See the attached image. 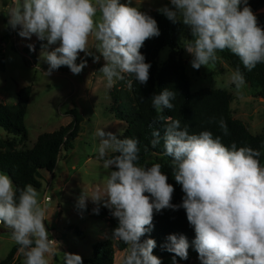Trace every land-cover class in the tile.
Instances as JSON below:
<instances>
[{
	"label": "clouds",
	"instance_id": "1",
	"mask_svg": "<svg viewBox=\"0 0 264 264\" xmlns=\"http://www.w3.org/2000/svg\"><path fill=\"white\" fill-rule=\"evenodd\" d=\"M135 0H10L7 4V27L44 45L43 59L49 65L47 76L61 66L79 74L87 61L77 59L88 49L89 37L96 40L93 55L103 57V74L107 88L131 75L140 84L149 79L151 64L141 53L146 40L159 37L156 19L136 6ZM157 9L172 23L187 26L191 39L184 49L192 56L191 66L215 64L217 53L224 50L237 56L243 68L251 71L264 64V28L258 25L247 0H170ZM99 13V16H98ZM48 51L49 45H56ZM34 50L33 45H29ZM230 82L238 93L246 84L238 66ZM131 86L132 81H128ZM175 91L164 88L151 97L157 113L174 107ZM220 127L227 134L226 125ZM98 154L105 158L104 168L115 170L107 175L104 194L82 192L78 206L83 209L90 198L117 218L113 238L128 248L121 264H162L153 255L156 241H141L153 227L154 210L183 208L195 232L192 242L201 264H264V166L260 151L250 146L225 145L211 131L190 133L187 125L169 118L163 129V147L175 164L174 179L185 193L182 203L173 204L174 187L161 171V164L140 166L138 141L118 138L117 134L98 129ZM152 147L161 142L160 130L153 131ZM145 193L149 195H145ZM47 209L31 184L17 187L7 173L0 172V225L11 230V238L24 250V264H49L54 247L45 221ZM98 214L99 209H94ZM164 245L176 257L188 259L189 241L183 234H170ZM64 264H83L79 254L64 253Z\"/></svg>",
	"mask_w": 264,
	"mask_h": 264
},
{
	"label": "rangeland",
	"instance_id": "2",
	"mask_svg": "<svg viewBox=\"0 0 264 264\" xmlns=\"http://www.w3.org/2000/svg\"><path fill=\"white\" fill-rule=\"evenodd\" d=\"M10 0H0V39L7 35V4ZM126 3V0H121ZM170 5V0H135L131 6L141 11L157 12L159 7ZM257 18H264V8L254 12ZM99 16V13H98ZM19 28L11 29L8 40L0 47V103L16 104L20 89L31 87V100L26 115L25 124L28 138L21 141L19 137L8 135L0 127V138L14 141L18 150H30L38 138L68 126L74 120L71 110H78L82 117L81 129L73 143V149H63L54 173L42 172V187L37 189L41 203L46 207V229L49 239L54 241L55 251L49 258V264H64V253L79 254L83 264L93 257V246L101 241L112 240L113 230L118 227V220L113 215L107 219L99 218L94 214H82L78 209V198L82 192L92 195L99 192L104 194L107 175L115 168L105 169L104 162L98 154L100 138L98 129L106 133L112 132L121 138L127 125L116 119L111 108L115 106V96L119 97V105L128 107V93L131 86L128 81L130 75L125 74L123 80L116 81L112 88L106 87L103 74L99 72L105 64L101 56L98 62L93 55H100L96 51L94 36L89 37L88 49L93 55L81 52L77 63L86 60L87 64L79 74H73L67 66H61L47 76L49 65L43 59L45 50L35 51V43L39 40L35 35L22 38L18 35ZM177 38L180 49L177 52L178 60L186 68L191 82L192 92L205 90H226L233 99L231 103L234 118L242 121L254 135L264 133V99L257 97L260 89L246 83L242 93H238L230 82L235 70L229 61L223 59L218 52L215 64L201 66L194 69L191 66L192 56L186 52L184 40L191 39L187 26L179 23ZM29 45L34 46L30 50ZM59 46L50 45L48 51ZM25 49L36 54L28 56ZM173 51L165 48L159 54L161 66L168 62ZM34 58V57H33ZM113 154L109 151L105 157ZM5 173V172H4ZM86 207L94 209H108L103 202H93L90 198ZM109 210V209H108ZM101 235V238L99 237ZM19 246L15 255L16 264H24V250L11 238V230L0 225V263L4 261L11 250ZM125 251L116 252L115 264H121ZM153 255L161 259L162 264H172L170 252L159 253L153 250ZM178 264H201L199 258L192 261L176 258Z\"/></svg>",
	"mask_w": 264,
	"mask_h": 264
},
{
	"label": "trees",
	"instance_id": "3",
	"mask_svg": "<svg viewBox=\"0 0 264 264\" xmlns=\"http://www.w3.org/2000/svg\"><path fill=\"white\" fill-rule=\"evenodd\" d=\"M248 6L253 13L264 8V0H247ZM150 14L158 23L160 36L145 41L140 49L146 57V62L151 64L149 79L146 84H140L130 75L131 94L128 93V107L119 105V97L115 96V101L111 108L117 120L127 125L122 138H134L138 141L140 166L150 167L155 163L161 164V171L168 176V183L174 187L172 203L179 205L185 193L182 186L177 184L174 179L175 164L172 158L167 156L163 147V129L169 118L179 120L181 126L187 125L190 133H199L204 130L211 131L214 136H220L225 145L235 143L237 147L250 146L259 150L261 166H264V133L254 135L249 128L240 120L234 118L231 103L232 95L226 90H205L197 93L192 92L191 82L186 73L185 65L178 60L177 52L180 49L177 31L179 23H172L158 12ZM258 25L264 28V18H257ZM11 29L6 36L0 39V47L8 40ZM46 41L35 43V51L45 50ZM50 45L47 47V50ZM165 48L173 51L168 62L161 66L158 58ZM28 56L36 58V54L29 49H25ZM223 59L229 61L234 69L238 66L244 73L246 83L260 89L257 97L264 99V64H258L254 69L248 71L243 68L239 58L230 51L224 50ZM36 60V59H35ZM164 88L175 91V99L172 101L174 107L165 109L162 113H157L152 106L151 97L158 94ZM31 87L19 90L17 103H0V127L8 134L19 137L21 141L28 138V130L25 124L28 107L31 100ZM70 115L74 120L71 124L60 130L40 136L30 150H18L14 141L3 140L0 138V172L7 173L13 183L23 188L31 184L34 188L42 187L41 173L48 172L53 174L58 165V160L63 149H73V143L78 137L82 124V117L78 110H71ZM223 122L227 128V134L220 127ZM160 130L161 142L155 148L152 147L153 131ZM116 153L111 154L105 159L111 158ZM145 195H149L145 193ZM82 214H94L99 218L107 219L112 216L108 209H99L98 214L90 208L81 209ZM153 227L147 232L141 241L152 238L156 241L154 251L159 253L168 252L164 245L170 234H183L189 241L188 260L199 258L198 252L192 243L195 239V232L190 226L186 212L183 208L173 210L163 209L160 212L154 210ZM128 248L122 240L116 239L101 241L93 246V257L86 260V264H115L116 252L125 251ZM19 246H15L7 258L0 264H16L15 255ZM172 257L174 256L173 253ZM178 258V257H176Z\"/></svg>",
	"mask_w": 264,
	"mask_h": 264
},
{
	"label": "built area",
	"instance_id": "4",
	"mask_svg": "<svg viewBox=\"0 0 264 264\" xmlns=\"http://www.w3.org/2000/svg\"><path fill=\"white\" fill-rule=\"evenodd\" d=\"M51 241V240H50ZM52 245H55L54 241H51Z\"/></svg>",
	"mask_w": 264,
	"mask_h": 264
},
{
	"label": "crops",
	"instance_id": "5",
	"mask_svg": "<svg viewBox=\"0 0 264 264\" xmlns=\"http://www.w3.org/2000/svg\"><path fill=\"white\" fill-rule=\"evenodd\" d=\"M99 237L101 238V235Z\"/></svg>",
	"mask_w": 264,
	"mask_h": 264
}]
</instances>
